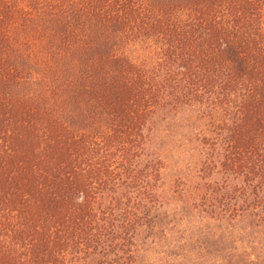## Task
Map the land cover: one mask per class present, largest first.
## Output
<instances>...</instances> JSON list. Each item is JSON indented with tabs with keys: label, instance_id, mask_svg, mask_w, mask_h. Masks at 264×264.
Returning a JSON list of instances; mask_svg holds the SVG:
<instances>
[{
	"label": "trees",
	"instance_id": "16d2710c",
	"mask_svg": "<svg viewBox=\"0 0 264 264\" xmlns=\"http://www.w3.org/2000/svg\"><path fill=\"white\" fill-rule=\"evenodd\" d=\"M154 259L264 264V0H0V264Z\"/></svg>",
	"mask_w": 264,
	"mask_h": 264
},
{
	"label": "rangeland",
	"instance_id": "374dc122",
	"mask_svg": "<svg viewBox=\"0 0 264 264\" xmlns=\"http://www.w3.org/2000/svg\"><path fill=\"white\" fill-rule=\"evenodd\" d=\"M175 230H177V228H175ZM156 249V251H160V249H158V248H155ZM160 256V255H159ZM144 258H145V263H147V260H146V256H144ZM157 258V257H156ZM161 259V258H160ZM153 264H160L157 260H155L154 259V263Z\"/></svg>",
	"mask_w": 264,
	"mask_h": 264
}]
</instances>
